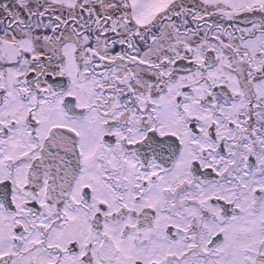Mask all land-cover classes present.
I'll use <instances>...</instances> for the list:
<instances>
[{"label":"snow or ice","instance_id":"snow-or-ice-1","mask_svg":"<svg viewBox=\"0 0 264 264\" xmlns=\"http://www.w3.org/2000/svg\"><path fill=\"white\" fill-rule=\"evenodd\" d=\"M0 264H264V0H0Z\"/></svg>","mask_w":264,"mask_h":264}]
</instances>
